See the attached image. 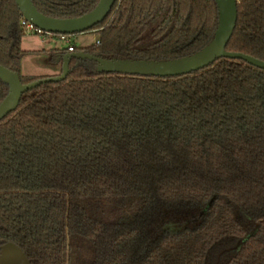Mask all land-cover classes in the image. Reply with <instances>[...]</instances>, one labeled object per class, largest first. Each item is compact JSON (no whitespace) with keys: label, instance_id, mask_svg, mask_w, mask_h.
Instances as JSON below:
<instances>
[{"label":"trees","instance_id":"obj_1","mask_svg":"<svg viewBox=\"0 0 264 264\" xmlns=\"http://www.w3.org/2000/svg\"><path fill=\"white\" fill-rule=\"evenodd\" d=\"M31 1L70 18L99 0ZM217 18L215 0H117L97 40L73 50L178 58L212 39ZM22 20L0 0V65L27 83L37 78L20 60L38 50L21 47ZM225 49L264 61V0H237ZM6 242L30 264H264V69L222 57L155 77L71 58L64 80L24 92L0 121Z\"/></svg>","mask_w":264,"mask_h":264},{"label":"water","instance_id":"obj_2","mask_svg":"<svg viewBox=\"0 0 264 264\" xmlns=\"http://www.w3.org/2000/svg\"><path fill=\"white\" fill-rule=\"evenodd\" d=\"M117 0H99L96 6L78 17L54 18L37 10L31 0H15L22 17L46 33L72 35L92 30L111 12ZM218 12L217 24L212 39L198 51L172 59L105 58L84 50L65 51L61 59L60 73L23 83L17 72L0 65V79L8 85V93L0 101V121L16 110L24 92L41 84L64 80L69 73L71 58L86 59L96 64L99 73H120L139 76L173 77L188 74L215 60L227 57L243 59L247 63L264 69V61L242 52L225 49L237 19V0H215ZM0 264H30L22 249L13 242L0 246Z\"/></svg>","mask_w":264,"mask_h":264},{"label":"rangeland","instance_id":"obj_3","mask_svg":"<svg viewBox=\"0 0 264 264\" xmlns=\"http://www.w3.org/2000/svg\"><path fill=\"white\" fill-rule=\"evenodd\" d=\"M98 38L95 31H86L68 35L66 39L52 35L25 33L21 40V47L25 50L37 49L38 52L27 53L20 60V72L25 77L45 78L59 74L57 67L61 63L59 55L53 54L52 49L68 48L69 45L78 49L93 44Z\"/></svg>","mask_w":264,"mask_h":264},{"label":"built area","instance_id":"obj_4","mask_svg":"<svg viewBox=\"0 0 264 264\" xmlns=\"http://www.w3.org/2000/svg\"><path fill=\"white\" fill-rule=\"evenodd\" d=\"M22 24H24V29H25V33H37V34H43L46 33L42 30H40L39 28L35 27L33 24H31L30 22L26 21L24 18L22 20ZM49 34V33H47ZM59 37L61 39H66L67 35L65 34H60ZM68 50L69 51H73V46L69 45L68 46Z\"/></svg>","mask_w":264,"mask_h":264},{"label":"crops","instance_id":"obj_5","mask_svg":"<svg viewBox=\"0 0 264 264\" xmlns=\"http://www.w3.org/2000/svg\"><path fill=\"white\" fill-rule=\"evenodd\" d=\"M25 50V49H24ZM33 50H37V49H33ZM27 51H31V50H27ZM60 70H61V64L59 66H57ZM21 70V68H20ZM60 72V71H59Z\"/></svg>","mask_w":264,"mask_h":264}]
</instances>
